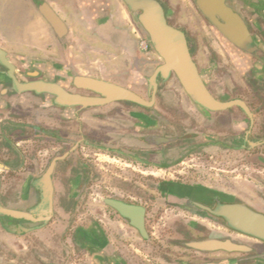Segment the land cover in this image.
<instances>
[{
    "label": "crops",
    "instance_id": "obj_1",
    "mask_svg": "<svg viewBox=\"0 0 264 264\" xmlns=\"http://www.w3.org/2000/svg\"><path fill=\"white\" fill-rule=\"evenodd\" d=\"M44 7L61 22L58 32L43 16ZM142 34L134 14L122 0H0V49L15 65L21 81L33 80L31 76L38 73L39 79L70 84L72 76L79 75L150 95L149 77L161 60L151 49L140 48ZM199 44L195 60L210 92L219 94L217 97L213 93L221 100H242L252 113V121L238 108L211 113L195 106L187 97L186 110L200 126L198 143H193L196 137H192L191 144H199L206 155L236 154L237 160L226 173L230 188H220L221 197L264 212V84L258 81L254 92L236 89L233 94L228 93L231 86L237 87V68L234 70L224 62L215 42ZM1 73L0 206L20 211L32 209L40 200L39 181L43 173L53 159H59L52 176L51 221L43 225L0 217V264H111V260L120 264L123 257L112 247L113 235L125 242L127 238L137 241V231L123 219L118 220L112 209L108 213L103 211L98 225L75 231L82 223L79 219L70 220L73 206L67 203L76 201L80 194L79 177H69L58 167L67 164L70 155L63 158L68 151L78 149L82 134L91 132L89 122L95 120L94 115H107L114 110L112 104L84 109L58 107L48 95L17 93ZM165 85H158L155 102ZM129 105L127 116L132 129L127 133L126 125L119 124V131L114 134L120 140L119 133L131 136L126 143L136 152L137 148L142 150L144 132L158 129L165 118L156 117L158 108L149 114L137 105ZM143 118H149V126ZM225 119L229 133L223 128ZM228 134L230 141L223 142ZM64 146H69V150L63 155ZM135 156L128 157L126 163L140 162ZM66 178L70 182L64 190ZM113 193L127 195L117 189ZM60 196H65L62 202ZM81 239L90 244H83L80 255L75 247Z\"/></svg>",
    "mask_w": 264,
    "mask_h": 264
},
{
    "label": "rangeland",
    "instance_id": "obj_2",
    "mask_svg": "<svg viewBox=\"0 0 264 264\" xmlns=\"http://www.w3.org/2000/svg\"><path fill=\"white\" fill-rule=\"evenodd\" d=\"M161 1L166 11L171 13L173 19H170V24L172 26L184 28L187 31L191 27L192 32L190 31L189 34L192 36L190 38L196 45H199L194 53L197 56L200 41L201 43L209 41L203 34L205 30L200 22V11L194 0ZM245 1L249 2V0ZM247 2L241 12L246 19L253 22L252 14L246 8ZM254 32L257 33L255 29ZM238 76L237 87L231 86L228 93L233 94L236 89L250 93L248 81L240 73ZM165 84V88L163 87L156 100L157 103L155 102L156 104L152 107L153 109L158 108L156 117L163 116L165 123H159L158 129L144 132V136L158 134L178 139L176 143L165 147L163 154L158 157L152 155L153 150L145 143L142 144V150L137 148V154H135V150L126 143L130 142L131 136L119 133L123 141L118 137L116 139L118 134H114V131H119V124L126 125L124 129L127 133L132 129L127 116V109L131 107L129 103L112 104L110 107L114 110L107 115H94L93 119L95 120L89 122L91 132H82L83 140L80 141L78 149L74 148L75 150L69 152V146L63 147V155L68 151L63 160L69 155L70 157L66 161L67 164L58 165L59 171L67 173L69 177L72 174L79 177L80 194L76 201L71 200L67 203L73 206L70 220L79 219L82 223L78 228H75V231L82 232L84 231L83 227L86 230L87 225L91 227L98 225V219H103V211L108 213L111 209L97 201V198L109 197L141 205L146 209L145 228L148 240L142 239L138 232L136 234L137 241L127 238L125 242L115 233L112 237L113 249H117V253L123 257L121 258L126 264H210L231 257V255L222 253H200L185 246L187 242L202 239L204 236L222 239L233 238L235 241L253 248L252 256L263 253V244L226 230L221 221L210 217L191 204V201H199L209 205L214 196L221 197L220 188H230L229 175L226 173L237 160L236 154L225 152L220 155L218 152V155H206L200 148L177 164L159 168L144 162L129 165L126 163L128 157L117 153V150L131 151V156L136 155L155 164L171 163L175 161L179 155L177 152L184 145H190L192 141L198 143L197 137L190 142L183 141V139H188L186 135L197 134L200 131L197 118L190 116L186 110L187 96L175 77L172 76ZM212 92L219 97V94ZM140 93L139 95H142L145 100H149L150 95L147 92ZM142 111L146 112V110ZM229 117L227 116L226 119ZM226 119L225 124L228 121ZM225 124L224 131L229 133V125ZM222 141L229 142V134L224 136ZM138 145H140L139 141H137V147H139ZM63 182L62 188L67 190L70 180L66 178ZM116 189L122 190L127 195L114 194L113 191ZM61 197H59L60 201H63L65 196L62 199ZM115 217L120 220L119 216ZM81 241H74L79 244L75 247L79 253L83 244H90L86 243L84 239ZM84 251L86 252V249ZM235 256L238 258L252 257L251 254L233 255V257Z\"/></svg>",
    "mask_w": 264,
    "mask_h": 264
},
{
    "label": "water",
    "instance_id": "obj_3",
    "mask_svg": "<svg viewBox=\"0 0 264 264\" xmlns=\"http://www.w3.org/2000/svg\"><path fill=\"white\" fill-rule=\"evenodd\" d=\"M122 2L131 12L138 13V20L150 45L161 59V63L149 77L150 100H145L138 93L120 85L79 75L72 76L70 84L39 79L38 73L31 76L33 80L19 81L15 74L14 64L2 49H0V65L6 69V72L1 74L12 84L17 93L31 92L48 95L54 105L67 109L100 108L119 102L150 108L154 105L158 89L157 78L160 77L165 81L174 76L188 99L200 109L215 113L237 107L252 121V113L242 100L220 101L210 92L191 57L183 33L168 24L162 7L156 1L122 0ZM195 4L198 10L212 21L226 38L244 51H248L251 39L246 25L240 15L225 6L224 0H196ZM42 14L56 32L61 29V22L46 7L43 8ZM217 17L223 23L219 22ZM144 139L153 146H162L176 140V138L161 135L146 136ZM58 159L55 158L51 161L39 181L41 193L37 205L27 211L12 210L0 206V217L33 224L49 223L53 217L52 176ZM97 201L112 209L130 227L135 229L142 239H149L145 228V207L109 197L97 198ZM191 204L210 217L221 221L223 228L264 245V212L243 202L228 201L220 196H214L209 205L199 201H191ZM0 219L2 220V218ZM185 246L200 253L243 255L253 252V248L250 246L228 238L208 237L189 241ZM250 258L259 264H264V252ZM241 260L242 258H225L219 264H238Z\"/></svg>",
    "mask_w": 264,
    "mask_h": 264
},
{
    "label": "flooded vegetation",
    "instance_id": "obj_4",
    "mask_svg": "<svg viewBox=\"0 0 264 264\" xmlns=\"http://www.w3.org/2000/svg\"><path fill=\"white\" fill-rule=\"evenodd\" d=\"M154 1H156L162 7L163 12H164V16H165L168 24H170V19L172 18L171 13L166 11V9H165L164 5L162 4L161 0H154ZM195 1L196 0H194V3H195ZM246 2L247 1H245V0H224L225 6L228 7L229 9H231L233 12L237 13L238 15H240L241 18L243 19L245 25H246V28L248 30V33H249L250 39H251V42L248 45V51H244L243 49H241L240 47H238L237 45L232 43L228 38H226L223 35V33L219 30V28L212 21H210L202 12H200V20H201L200 22L202 23L203 30H205L204 33H203L205 35V37L208 38L209 42H211V41L215 42L217 47L223 53L224 62L228 63L230 67L232 66V69H234V70H235V68H237L238 71L236 73H240L241 75H243L245 77V79L248 81V86H249L250 91L254 92L256 83L258 81H261L264 84V0H249V2H247L246 8L252 14V17H253L252 20H253L254 23L252 21L246 19V17L241 12L242 7L244 8V4ZM132 13L134 14L135 22H136V24H137V26L139 28V31L141 33H143L141 35V37H139V38L143 37V38L146 39V41L148 43L147 51H149L150 49L152 51H154L153 48L150 45V42L148 40V37H147L146 33L143 30L142 25L140 24V22L138 20V13H134V12H132ZM217 19H218L219 22L223 23V21L219 17H217ZM172 27H174L175 29H177V30H179L180 32L183 33V35H184V37H185V39L187 41L191 57H192L194 63L196 64V60H195L196 56H195L194 53H195L197 47L199 48V45H196V43H194V41L190 38V36H192L191 34H189L190 31L192 32L191 27H190V29H188L189 31H187L184 28L183 29L177 28L176 26H172ZM254 29L257 31V33L254 32ZM196 66H197V64H196ZM226 70H227V68H224V71H226ZM0 71L6 72V69L0 65ZM15 74L18 77L17 69H15ZM171 78H172V76L164 81L160 77H158L157 78V84L161 87L162 85H164V83H167ZM18 80L21 81L19 78H18ZM205 84L208 87L206 82H205ZM9 85L12 86L11 83H9ZM147 87H149V85ZM262 89L264 90V86L262 87ZM150 94H151V91H150ZM155 97H156V95H155ZM149 100H150V96H149ZM218 100H220V101H230V100H221V99H218ZM231 100H235V99H231ZM138 107L141 110H146V112L149 113V114H153L152 113V110H153L152 107L153 106L150 107V108H145V107H142V106H138ZM233 108H237V107H232L230 109H233ZM148 119H144L143 118L145 123L148 121ZM146 124H147V126H149V123H146ZM147 126H144V127L142 126V128L145 129ZM142 128H140V129H142ZM147 128L149 129V127H147ZM147 136H159V135L156 134V135H147ZM144 137H146V136H143V139H142L141 142H142V144L145 143V145H147L149 148H151L153 150L152 151V155L154 154L155 156L158 157V155L163 154V151L165 149L164 146L167 145V144L162 145L163 147L153 146V145L147 143L145 141ZM186 137L190 139V135H186ZM176 141H178V139L173 141V142H171V143H168V144L176 143ZM105 149L111 150L109 148H105ZM198 149H200V148H198ZM130 152L131 151L125 152V151L117 150V153L125 155L126 157L134 158V156H131L132 153H130ZM135 154H137V153L135 152ZM135 158L140 160L141 163L144 162V163H148L149 165H152V163H153L151 161H146L144 159H141V157H139V156L138 157L135 156ZM153 164H155V163H153ZM159 164H155V165L158 166ZM119 218H121V217H119ZM208 237H211V236H204V237H202V239H206ZM213 238H216V237H213ZM218 239H222V238H218ZM228 239H231V240L235 241L233 238H228ZM199 240H201V239H199ZM248 254L249 255L251 254V256H252L253 253L251 252V253H248ZM227 258L228 259H238V257H236V256L233 257V255H231V257H227ZM221 261H222V259L218 263L211 262L210 264H219ZM110 262H111V264H115V262L113 260H111ZM120 264H126V263L123 260H121ZM238 264H255V260L250 258V257H243L242 260L239 261Z\"/></svg>",
    "mask_w": 264,
    "mask_h": 264
},
{
    "label": "trees",
    "instance_id": "obj_5",
    "mask_svg": "<svg viewBox=\"0 0 264 264\" xmlns=\"http://www.w3.org/2000/svg\"><path fill=\"white\" fill-rule=\"evenodd\" d=\"M197 134L195 135H190V139H183V141H187V142H190L191 138L192 137H196ZM144 141V140H143ZM170 144H167L165 145L164 147H167L169 146ZM160 147H163V146H160ZM199 148V144H190V145H184V147L182 149H180L177 153L179 154L177 156V158L175 159V161L171 162V163H160L158 165V167L160 168H167V167H170L174 164H177L178 162L182 161L185 157H187L188 155L192 154L194 151H196L197 149ZM257 263V262H255ZM259 264V263H258Z\"/></svg>",
    "mask_w": 264,
    "mask_h": 264
},
{
    "label": "built area",
    "instance_id": "obj_6",
    "mask_svg": "<svg viewBox=\"0 0 264 264\" xmlns=\"http://www.w3.org/2000/svg\"><path fill=\"white\" fill-rule=\"evenodd\" d=\"M139 46L143 51H147L148 43L145 38H139Z\"/></svg>",
    "mask_w": 264,
    "mask_h": 264
}]
</instances>
